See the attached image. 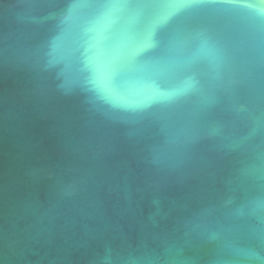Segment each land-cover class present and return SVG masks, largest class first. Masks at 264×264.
I'll list each match as a JSON object with an SVG mask.
<instances>
[{"label": "water", "instance_id": "1", "mask_svg": "<svg viewBox=\"0 0 264 264\" xmlns=\"http://www.w3.org/2000/svg\"><path fill=\"white\" fill-rule=\"evenodd\" d=\"M0 264H264V0H0Z\"/></svg>", "mask_w": 264, "mask_h": 264}]
</instances>
